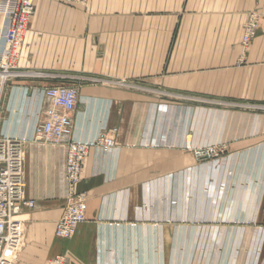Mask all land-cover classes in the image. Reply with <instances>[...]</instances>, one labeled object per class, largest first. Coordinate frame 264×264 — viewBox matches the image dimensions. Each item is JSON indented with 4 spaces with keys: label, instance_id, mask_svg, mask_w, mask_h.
I'll use <instances>...</instances> for the list:
<instances>
[{
    "label": "crops",
    "instance_id": "0c3cea01",
    "mask_svg": "<svg viewBox=\"0 0 264 264\" xmlns=\"http://www.w3.org/2000/svg\"><path fill=\"white\" fill-rule=\"evenodd\" d=\"M56 85L78 88L76 140L117 128L84 162L86 220L69 239L55 234L67 148L34 139ZM250 104L264 105V0H35L0 88V136L24 140L36 202L17 264H264V110ZM210 144L222 155L197 158Z\"/></svg>",
    "mask_w": 264,
    "mask_h": 264
},
{
    "label": "built area",
    "instance_id": "2783aa9c",
    "mask_svg": "<svg viewBox=\"0 0 264 264\" xmlns=\"http://www.w3.org/2000/svg\"><path fill=\"white\" fill-rule=\"evenodd\" d=\"M66 1L79 5L88 2ZM34 12L35 0H0V14L4 21V47L0 50L1 87L14 73ZM257 27L258 16L252 14L244 27L245 45L256 34ZM44 94L47 106L43 120L36 126L34 139L67 148L66 179L69 193L63 214L57 221L55 234L59 238L69 239L86 220L87 195L84 192L76 193L74 187L81 179L84 162L91 148L102 147L110 150L116 146L117 128L107 130L92 141H78L73 136V114L78 107V88L56 85L48 87ZM249 107L264 110V105L250 104ZM222 152V147L213 145L198 148L196 156L201 159L218 158ZM24 162V140L14 136L0 137V264H17L25 245L26 220L23 214L36 207L35 200L26 195ZM48 264H68V259L65 255H56L48 260Z\"/></svg>",
    "mask_w": 264,
    "mask_h": 264
},
{
    "label": "rangeland",
    "instance_id": "374dc122",
    "mask_svg": "<svg viewBox=\"0 0 264 264\" xmlns=\"http://www.w3.org/2000/svg\"><path fill=\"white\" fill-rule=\"evenodd\" d=\"M0 88H2L1 86H0ZM204 105H209V104H212L211 102H210V100H207V101H204V103H203ZM250 108H252V107H250ZM254 109V108H253ZM254 110H259V109H254ZM0 137H3V136H0ZM213 145H217V144H210V145H207V146H200V147H194V148H192V150H193V152L195 153V155H196V150L198 149V148H206V147H209V146H213ZM218 146V145H217ZM187 148H190L191 149V147H190V145H188L187 144ZM223 148V147H222ZM223 153V152H222ZM222 155V154H221ZM209 159H214L213 157H205V158H202V160H209Z\"/></svg>",
    "mask_w": 264,
    "mask_h": 264
}]
</instances>
